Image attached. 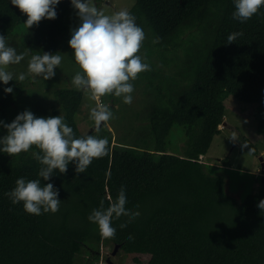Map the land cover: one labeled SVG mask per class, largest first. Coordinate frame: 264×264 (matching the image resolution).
I'll return each mask as SVG.
<instances>
[{"label":"trees","instance_id":"1","mask_svg":"<svg viewBox=\"0 0 264 264\" xmlns=\"http://www.w3.org/2000/svg\"><path fill=\"white\" fill-rule=\"evenodd\" d=\"M71 8V0H60L55 19L45 18L28 29L27 15L11 0H0V35L15 49L22 39L33 53L56 54ZM234 11V0H135L129 12L143 30H152L153 51L160 48L161 60L165 61L163 53L188 42L181 79L168 80L167 90L159 88L153 95L141 146L114 141L105 125L100 133L94 125L81 133L75 118L81 91H53L57 106L35 116L61 115L77 138H107L109 151L94 159L85 173H76L70 162L66 174L55 170L49 181L38 176L41 165L34 158L39 151L35 147L19 156L0 155V264L95 262L102 237L88 216L101 200L107 208L109 197L115 200L122 186L129 201L126 207L140 215L131 222L113 218L116 235L111 240L148 254L141 264H264V210L257 206L264 199V179L256 191L237 201L227 193L224 179L200 159L211 142L204 129L209 126L205 127L206 117L218 132L229 95L255 104L257 118L264 121V7L243 23L233 18ZM21 23L26 31L17 35L14 30ZM241 31L243 36L227 43L228 35ZM172 83H177L175 92ZM7 87L13 92L6 93ZM15 93L14 84H0L3 123ZM175 125L187 127L190 136L183 155L167 150L166 139ZM3 128L0 124V137ZM21 177L52 183L59 192V211L37 216L27 213L22 202L13 205L6 193ZM122 223L127 227L120 228ZM81 257L84 262H78Z\"/></svg>","mask_w":264,"mask_h":264},{"label":"clouds","instance_id":"2","mask_svg":"<svg viewBox=\"0 0 264 264\" xmlns=\"http://www.w3.org/2000/svg\"><path fill=\"white\" fill-rule=\"evenodd\" d=\"M11 3L27 15L24 22L28 29L38 25L43 19L57 17L56 6L60 0H11ZM235 11L232 16L241 23L251 19L261 7L264 0H234ZM71 5L77 11L81 23L72 30L70 47L74 50V58L81 71H77L72 78L76 90L84 92L89 99L95 102L90 109V119L94 122V130L100 133L103 125L113 119V112L109 105L103 103L105 96L123 97L125 104L133 102L132 93L138 75L150 71L151 67L139 55L145 40L143 29L137 25L136 18L128 10L122 9L105 14L98 9L93 0H71ZM243 32H233L227 37V43H232ZM26 53L17 54L16 49L6 44L5 36L0 35V81L5 85L14 80L9 66L19 64ZM62 57L59 54L44 52L42 55H32L27 73H20L15 80L23 83L26 79L33 82L37 77L44 80L55 76V69L60 66ZM12 93L13 88L4 89ZM7 129V134L0 137V152L11 157L27 153L35 147L34 158L41 167L38 176L49 181L59 170L66 174L69 163L76 165V173H85L94 159L108 154L109 141L87 134L77 138L73 128L68 126L65 118L49 116L47 118L35 116L30 110L18 114L8 124L0 121ZM235 140V134L233 135ZM6 195L13 205L23 203L24 210L33 215L56 213L60 209L61 200L58 198V189L52 183L41 184V179L25 180L18 178L15 187ZM109 206L104 207V201L94 208L88 220L96 224L104 239H114L116 228L112 226L113 218L121 216L129 218V222L140 215L126 207L129 203L124 187L122 186L115 200L109 197ZM258 208L264 210V199L258 203ZM138 207V206H137ZM127 227L122 223L120 228ZM129 239H133L130 235Z\"/></svg>","mask_w":264,"mask_h":264},{"label":"rangeland","instance_id":"3","mask_svg":"<svg viewBox=\"0 0 264 264\" xmlns=\"http://www.w3.org/2000/svg\"><path fill=\"white\" fill-rule=\"evenodd\" d=\"M93 2L98 9L111 15L122 9L129 11L135 0H93ZM77 11L71 8L65 16V28L60 35L56 53L61 55L62 61L60 66L55 69L53 78L44 80L42 77H37L34 82L29 78L23 83L15 80L20 73H27L31 56L38 54L24 47L21 43L22 39L18 41L17 54L26 53V55L19 64L11 65L8 69L14 75V80L9 81V83L15 85L16 93L9 107V116L4 122L5 124L11 123L18 114L25 110H30L34 115H39L44 110L50 111L53 105L57 106L53 96L54 90L62 88L75 89L72 78L81 69L75 61L74 50L68 42L71 39L72 30L78 28L81 23L76 14ZM25 31L26 28L23 23L14 30L17 35H21ZM143 31L145 40L139 55L144 58V62L150 65L151 70L140 73L135 81H131L134 86L133 102L130 105L125 104L123 97L105 96L101 98V101L108 104L113 112V119L105 125L112 131L113 140L132 142L137 146H141V139L146 137L144 130L147 129L148 123L145 116L148 115L147 107L153 100V95L158 93L159 88L167 90L169 81L181 79L179 72L183 70L184 63L186 64L185 48L188 46V42L184 41L182 45L180 43L174 49L163 53L164 61L161 60V56L158 54L160 48L158 52L153 51L152 38L154 34L152 30L147 26ZM186 37V33L182 35L184 40H186ZM0 84L6 86L2 81H0ZM176 88L177 83L174 85L172 92H175ZM81 93L82 100L75 118L80 132L85 134L94 125L89 117L90 109L95 106V102L90 100L84 92L81 91ZM209 120L211 119L206 117L205 127L206 125L209 126L208 129H204L211 136V142L205 154L200 156V159L211 168L214 175L224 179L227 193L240 201L245 195L259 188L262 182L261 178L264 176V172L261 170V163L264 162V121L260 122L257 118L255 104L243 103L232 95L226 97L224 101L223 121H226L229 126L222 127L221 123L217 128L218 132L214 133ZM186 128L178 125L171 128L166 139L167 150L170 153L183 155L186 152L190 139V136L186 133ZM6 134L7 129L4 127L1 137ZM234 134L235 140L232 139ZM0 147H3V145H0ZM252 148L256 150V153L252 151ZM1 154L4 155L5 153L0 152ZM6 155L8 154L6 153ZM223 160L226 161L225 165ZM120 218L128 217L121 216ZM114 246L111 239L102 238L99 259L91 264H104L102 262L103 254H112ZM115 254L120 256L121 264H141L144 259L149 257L146 253L133 250L127 245L119 247ZM78 262H84L82 257L78 259Z\"/></svg>","mask_w":264,"mask_h":264},{"label":"built area","instance_id":"4","mask_svg":"<svg viewBox=\"0 0 264 264\" xmlns=\"http://www.w3.org/2000/svg\"><path fill=\"white\" fill-rule=\"evenodd\" d=\"M102 262H104V264H116L117 262L119 263V264H121L122 263V260H121V258H120V256H118V255H116V254H103V256H102ZM107 259H109V263L107 262Z\"/></svg>","mask_w":264,"mask_h":264},{"label":"water","instance_id":"5","mask_svg":"<svg viewBox=\"0 0 264 264\" xmlns=\"http://www.w3.org/2000/svg\"><path fill=\"white\" fill-rule=\"evenodd\" d=\"M228 126H229V124L226 123V121H223L222 122V127H228ZM261 170L264 172V162L261 163ZM261 179L263 180L264 179V176H262ZM118 248H119V246L118 245H115L114 248H113V250H112V254H115L117 252ZM107 262L108 263L110 262L109 259H107Z\"/></svg>","mask_w":264,"mask_h":264},{"label":"crops","instance_id":"6","mask_svg":"<svg viewBox=\"0 0 264 264\" xmlns=\"http://www.w3.org/2000/svg\"><path fill=\"white\" fill-rule=\"evenodd\" d=\"M148 255V254H147Z\"/></svg>","mask_w":264,"mask_h":264}]
</instances>
